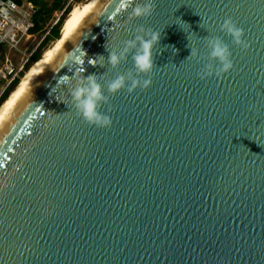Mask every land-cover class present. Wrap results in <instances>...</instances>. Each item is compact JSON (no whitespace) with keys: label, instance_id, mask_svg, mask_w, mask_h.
<instances>
[{"label":"water","instance_id":"95a60500","mask_svg":"<svg viewBox=\"0 0 264 264\" xmlns=\"http://www.w3.org/2000/svg\"><path fill=\"white\" fill-rule=\"evenodd\" d=\"M154 2L129 21L100 0L1 127L0 264H264V0ZM229 17L246 51L219 32ZM141 24L161 32L151 86L88 125L59 79L103 74ZM207 35L234 67L201 80L188 56Z\"/></svg>","mask_w":264,"mask_h":264},{"label":"clouds","instance_id":"9594fccd","mask_svg":"<svg viewBox=\"0 0 264 264\" xmlns=\"http://www.w3.org/2000/svg\"><path fill=\"white\" fill-rule=\"evenodd\" d=\"M120 7L125 10L130 8L128 20L132 21L151 17L155 11L156 4L154 0H143L142 3H138L136 0H122ZM218 30L228 36L232 45L242 51H246L249 48L244 30L231 17L226 18L219 24ZM160 36V31L151 27L146 28L142 24L138 25L132 32V38L122 41L121 47L112 50L107 49V57H102L106 59L107 67L100 65V67L106 68L103 74L84 76V70H82L76 71L71 76L65 75L59 79L58 83H62L67 88L77 115L85 123L96 128L111 127V116L107 112L101 111L102 106L109 103L110 97L122 90L132 94L137 88L143 91L151 86V73L156 68L154 50L159 44ZM203 40L205 41L207 55H200L198 49L192 47L188 56L195 59L197 63L203 62L197 71L198 78L201 80L213 76L219 78L230 72L234 64L229 44L219 35H207L203 37ZM83 55H85L84 52L81 53V56ZM129 57L132 61L131 69L123 73L117 72L111 79H106L103 83L100 82L108 68L118 69L122 63L127 62ZM73 62L80 64L83 61L77 56L73 57ZM105 91L107 94H105Z\"/></svg>","mask_w":264,"mask_h":264},{"label":"built area","instance_id":"2783aa9c","mask_svg":"<svg viewBox=\"0 0 264 264\" xmlns=\"http://www.w3.org/2000/svg\"><path fill=\"white\" fill-rule=\"evenodd\" d=\"M74 1L63 0L62 7L52 13L40 31L38 40L27 54L22 55L16 65L12 64L6 53H2L0 57V81H4V85L0 90V94L19 76L28 63L30 53L48 34L49 29L57 24L59 18L63 15L64 9L69 8ZM34 10L35 6L29 0H0V48L16 50L22 37H29V29L33 24L31 16Z\"/></svg>","mask_w":264,"mask_h":264},{"label":"bare ground","instance_id":"6f19581e","mask_svg":"<svg viewBox=\"0 0 264 264\" xmlns=\"http://www.w3.org/2000/svg\"><path fill=\"white\" fill-rule=\"evenodd\" d=\"M99 1L85 0L71 7L61 24L59 37L43 50L38 60L24 70L18 83L0 103V129Z\"/></svg>","mask_w":264,"mask_h":264},{"label":"trees","instance_id":"16d2710c","mask_svg":"<svg viewBox=\"0 0 264 264\" xmlns=\"http://www.w3.org/2000/svg\"><path fill=\"white\" fill-rule=\"evenodd\" d=\"M16 1H19V0H16ZM29 1L35 6V10L31 16V20H32L33 24H32V27L29 29V33H34V32H38V31L40 32L42 30V28L44 27V25L47 23L51 14L54 11L60 9L62 7V4H63V0H29ZM68 9H69L68 7L64 9L63 15L59 18L57 24L52 26L49 29L51 31L53 28H55V35H54L53 39H57L59 37V34H60L59 33V26H61V24L65 18L64 16L68 12ZM50 31H48V33ZM47 36H48V34L37 45L36 49L30 53V55L28 57V63L25 65V70L30 66V64L32 62H34L40 58V55L38 53V49L45 45L46 41L48 40ZM4 50L5 49L3 47L0 48V57H1L2 53L4 52ZM22 74L20 73L19 76L12 81V83L10 84L9 88L6 89V91H8L12 86L14 87L18 83ZM6 97H7V95L1 93L0 94V101L1 100L3 101Z\"/></svg>","mask_w":264,"mask_h":264},{"label":"rangeland","instance_id":"374dc122","mask_svg":"<svg viewBox=\"0 0 264 264\" xmlns=\"http://www.w3.org/2000/svg\"><path fill=\"white\" fill-rule=\"evenodd\" d=\"M85 0H75L73 2V4L71 6H69V9H68V12L69 10L71 9V7L76 4V3H80V2H83ZM67 12V13H68ZM66 13V15H67ZM52 15V14H51ZM65 15V16H66ZM64 16V17H65ZM51 17V16H50ZM60 27L59 26V32H60ZM50 31V30H49ZM39 35H40V32H34V33H29V37L26 38V37H22V39L20 40L16 50H4V53H6L8 59H10V61L12 62V64L16 65L18 63V61H20V58H22V55L23 54H27L29 49L35 44V42L38 40L39 38ZM55 35V28H53L49 33H48V40L46 41L45 45L42 46L41 48L38 49V53L39 55L41 56L42 55V52L45 48H47L55 39H53ZM25 68L22 70L21 74L24 72ZM4 85V81H0V90L2 88V86ZM10 86V85H9ZM9 86L6 88L8 89ZM13 87V86H12ZM12 87L6 91V89L3 91V94L7 95L8 92L12 89ZM2 101V100H1ZM0 101V103H1Z\"/></svg>","mask_w":264,"mask_h":264},{"label":"snow or ice","instance_id":"6c2138e0","mask_svg":"<svg viewBox=\"0 0 264 264\" xmlns=\"http://www.w3.org/2000/svg\"><path fill=\"white\" fill-rule=\"evenodd\" d=\"M21 92L23 91V88H21V90H20ZM17 95H19V93H17Z\"/></svg>","mask_w":264,"mask_h":264},{"label":"crops","instance_id":"0c3cea01","mask_svg":"<svg viewBox=\"0 0 264 264\" xmlns=\"http://www.w3.org/2000/svg\"><path fill=\"white\" fill-rule=\"evenodd\" d=\"M49 20V19H48Z\"/></svg>","mask_w":264,"mask_h":264}]
</instances>
